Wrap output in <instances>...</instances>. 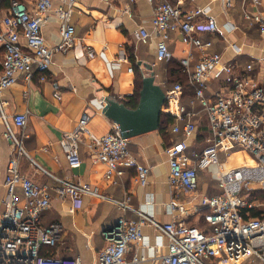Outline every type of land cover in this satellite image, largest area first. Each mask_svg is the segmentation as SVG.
Instances as JSON below:
<instances>
[{
    "label": "built area",
    "instance_id": "2783aa9c",
    "mask_svg": "<svg viewBox=\"0 0 264 264\" xmlns=\"http://www.w3.org/2000/svg\"><path fill=\"white\" fill-rule=\"evenodd\" d=\"M54 1L62 3L55 10L60 24V41L49 47L41 35V27ZM77 1L13 0L0 22V123L4 127L5 139L15 148V154L7 162L4 178L6 199L0 215V264H80L78 258H61L47 252L56 246L63 229L57 222L47 226L41 223L42 213L50 207L48 187L19 171L27 114L8 116L1 97L2 92L16 82L17 74H24L25 81L29 82L35 71L39 80L43 81L52 55L72 47L74 27L71 17ZM220 1L224 7H230L234 0ZM257 2L252 0L253 6ZM207 13V9L200 7L183 11L169 0H158L154 4L151 21L158 37L157 60L167 62L172 59L167 46L172 31L180 32L190 49L194 47L200 54L192 68L189 64L190 50L179 60V64L193 92L190 103H198L206 119L204 146L189 157L185 153L187 144L182 141L167 146L165 153L170 185L182 189L187 195L197 190L198 172L216 165L215 180L221 192L198 196L197 210L201 213L203 226L189 225L184 219L159 223L147 210L133 209L128 204V196L122 200L113 199L87 184L61 179L37 167L55 182L54 192L59 199L68 198L75 203L84 196L96 197L137 215L136 219L118 218L109 232L107 245L97 253L96 264H141L156 257L155 264H242L255 260L264 264V213L256 218H244L242 214L243 209L253 206L247 200L250 193L264 190V86L248 75L237 73L234 65L223 64L219 53L207 51L210 41H202L196 35L199 28L196 20L207 16ZM243 18L256 24L264 38V12L245 10ZM205 21L202 27L215 33L217 26L214 19L206 17ZM138 36L145 42L148 33L140 29ZM85 53L89 58L94 57L90 47H85ZM250 68V65L246 67L247 70ZM210 78H218L222 86L206 96ZM164 94L161 112L176 120L172 132H181L185 139L189 138L196 130L193 117L197 116V112H187L182 104L183 84L173 83L164 90ZM54 96L59 98L58 93ZM88 119L89 116L83 113L76 127L64 132L58 141L71 168L81 164L79 147L82 138L88 134ZM87 142L88 146L96 145V160L105 165V180L118 184L124 170L129 168L134 170L140 185L146 184L150 168L131 155L128 140L122 138L116 125L94 142L90 138ZM239 151L254 159L255 164L225 168V164L219 163V154L227 160ZM17 188L21 190L22 200L18 199ZM170 205L171 208L175 206L174 203ZM71 209L74 210V206ZM146 224L156 230L153 243L142 233V226ZM133 246H141L144 251L129 256ZM161 248H165V253L157 256Z\"/></svg>",
    "mask_w": 264,
    "mask_h": 264
},
{
    "label": "crops",
    "instance_id": "0c3cea01",
    "mask_svg": "<svg viewBox=\"0 0 264 264\" xmlns=\"http://www.w3.org/2000/svg\"><path fill=\"white\" fill-rule=\"evenodd\" d=\"M30 1L32 0L26 2ZM157 1L110 0L106 3L101 0H78L71 17L74 27L72 47L52 55L43 81L39 80L35 71L29 82L20 73L16 75V82L1 94L8 116L27 114L19 171L34 182L48 187L50 207L42 213L41 223L47 226L57 222L62 226L61 238L53 248V253L58 257L78 258L80 264H96L97 253L107 245L109 232L118 218L125 216L136 219L137 215L96 197L84 196L75 203L68 198L59 199L54 192L55 182L37 167L61 179L87 184L113 199L122 200L128 196V204L133 209L147 210L159 223L184 219L189 225L203 226L201 213L197 210L198 196H211L221 192L216 180L208 178L207 170L198 172L197 190L194 194L187 195L185 191L169 183L165 148L185 141V153L192 157L204 146L207 125L200 105L190 103L193 92L187 85V76L182 73L179 64V60L190 50L192 56L189 64L192 68L198 62L199 51L194 47L190 49L180 32L172 31L167 40L172 59L165 62L156 58L158 37L151 21ZM169 1L183 11L195 7L207 9V16H200L196 20L199 23L196 35L202 41L211 43L207 51L219 53L223 64L234 65L237 73L248 75L254 82L264 86V38L256 24L243 18L245 10L257 9L264 12V0H258L255 6L252 0H234L230 7H224L220 0ZM61 5L59 1L52 3L41 27V35L49 47L60 41V24L55 10ZM7 10L8 8H0V22ZM206 17L214 19L217 26L215 33L202 27ZM140 29L148 33L145 42L138 36ZM21 42H24L23 39ZM86 46L92 49L93 58L87 57ZM145 65H151L155 81L163 91L175 82L183 84L182 104L187 112H197V116L193 117L196 130L187 139L181 132L173 133L172 126L176 120L161 112L164 130L160 131L158 128L128 139L131 155L150 168L146 184L140 185L135 179L134 170L127 168L119 183L114 185L104 179L105 165L96 160V145L88 146L87 140L90 138L94 142L108 133L114 125L101 113L104 105L102 100L115 99L131 108L127 105L128 97L135 91L136 82L149 74ZM248 65L251 66L250 70L246 69ZM129 68L132 71H128ZM221 86L222 82L218 78H210L205 95L218 91ZM54 93H58L59 98ZM83 113L89 116L86 124L88 134L82 138L79 147L81 164L71 168L58 141L64 132L76 127ZM14 154L15 148L5 139L4 127L0 123V215L6 199V166ZM234 154L250 158L244 152ZM224 162L226 166L229 164L223 154H219V163ZM16 193L18 199L22 200L19 188ZM261 194L257 199H251L249 195L247 200L252 203L251 208H256L263 214L264 190ZM171 203L175 204L174 208H171ZM73 206L74 210L71 209ZM141 230L150 243H153L156 230L147 224ZM143 251V247L133 246L128 255ZM163 253L165 248L159 249L156 255ZM156 258H149L141 264H155ZM244 263L258 264V261Z\"/></svg>",
    "mask_w": 264,
    "mask_h": 264
},
{
    "label": "water",
    "instance_id": "95a60500",
    "mask_svg": "<svg viewBox=\"0 0 264 264\" xmlns=\"http://www.w3.org/2000/svg\"><path fill=\"white\" fill-rule=\"evenodd\" d=\"M145 67L149 74L141 78L139 99L135 108H129L115 99L106 98L101 109V113L118 127L122 138L127 140L159 128L165 94L155 81L151 65Z\"/></svg>",
    "mask_w": 264,
    "mask_h": 264
},
{
    "label": "trees",
    "instance_id": "16d2710c",
    "mask_svg": "<svg viewBox=\"0 0 264 264\" xmlns=\"http://www.w3.org/2000/svg\"><path fill=\"white\" fill-rule=\"evenodd\" d=\"M13 0H0V8H8V6H10V3ZM14 1H19V2H26L28 0H14ZM2 56V49H0V57ZM1 61V59H0ZM141 87V81H137L136 82V88L135 91L133 92L132 95H130L128 97L129 103H127L128 106H130L131 108H135L138 102V93ZM162 117V116H161ZM160 117V123H159V129L160 131L164 130L165 128V124H164V119H162ZM167 120V119H166ZM261 191H256L255 195H260ZM242 214L244 218H256V217H260L261 216V211L256 209V208H248L246 207L245 209L242 210ZM47 252H53V248L48 249Z\"/></svg>",
    "mask_w": 264,
    "mask_h": 264
},
{
    "label": "rangeland",
    "instance_id": "374dc122",
    "mask_svg": "<svg viewBox=\"0 0 264 264\" xmlns=\"http://www.w3.org/2000/svg\"><path fill=\"white\" fill-rule=\"evenodd\" d=\"M1 59V57H0ZM248 159V160H247ZM220 160H222V157L220 158ZM247 160V161H246ZM251 158H248L247 156H244L243 154H234L232 155L231 158H228L226 161L229 163V164H232V165H235L237 163H240V164H246V165H251ZM244 161V162H243ZM225 164V162L223 163ZM228 164V165H229ZM230 166V165H229ZM215 170H216V167L214 168V166H211L207 171H208V178L211 179V180H215ZM258 191V190H255L252 192V194L249 196L251 199L253 198H260L262 196L261 195H255V192ZM198 192V191H197ZM199 193V192H198ZM264 207V206H263ZM243 264V263H242ZM245 264V263H244ZM254 264V263H253Z\"/></svg>",
    "mask_w": 264,
    "mask_h": 264
},
{
    "label": "bare ground",
    "instance_id": "6f19581e",
    "mask_svg": "<svg viewBox=\"0 0 264 264\" xmlns=\"http://www.w3.org/2000/svg\"><path fill=\"white\" fill-rule=\"evenodd\" d=\"M247 160H248V159H247ZM247 160H246V161H247ZM243 162H244V161H243ZM255 162H256V161H255L254 159H252V160H251V165H254ZM227 166H229V165L227 164ZM227 166H226V164H225V168H228Z\"/></svg>",
    "mask_w": 264,
    "mask_h": 264
}]
</instances>
